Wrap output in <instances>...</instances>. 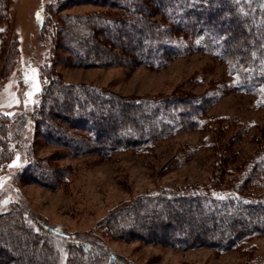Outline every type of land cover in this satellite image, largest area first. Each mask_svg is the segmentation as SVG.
Returning a JSON list of instances; mask_svg holds the SVG:
<instances>
[{
  "label": "trees",
  "instance_id": "trees-1",
  "mask_svg": "<svg viewBox=\"0 0 264 264\" xmlns=\"http://www.w3.org/2000/svg\"><path fill=\"white\" fill-rule=\"evenodd\" d=\"M12 1L0 0V55H6L2 77L9 75L19 53V40L10 31ZM86 4L105 10L61 15L71 6ZM39 38L48 43L49 57L41 67L42 89L27 119L48 143L75 156L149 153L181 132L203 129L208 108L219 97L209 90L202 96L127 99L100 87L66 83L55 71L59 48L80 68L158 70L177 58L205 53L227 67V80L214 91L251 95L264 109V0H51ZM13 122L0 114V172L21 149ZM262 154L227 187L224 165L203 186L164 189L120 205L97 228L109 237L139 238L178 250L244 252L251 240L264 236ZM55 174L46 161L25 159L14 182L63 185L67 175L57 181ZM57 233L56 225L12 203L0 214V264H61L53 241ZM67 251L63 264H119L105 249L82 242L71 241Z\"/></svg>",
  "mask_w": 264,
  "mask_h": 264
},
{
  "label": "rangeland",
  "instance_id": "rangeland-1",
  "mask_svg": "<svg viewBox=\"0 0 264 264\" xmlns=\"http://www.w3.org/2000/svg\"><path fill=\"white\" fill-rule=\"evenodd\" d=\"M50 1L13 0L11 5L10 31L19 40V53L7 77H2L6 55H0V114L14 120L12 132L21 149L10 166L0 172V214L7 212L12 203H20L56 225L58 233L53 241L61 264L65 263L71 241L103 248L119 264H264V236L251 240L244 252L219 254L208 248L178 250L139 238L109 237L97 228L120 205L164 189L203 186L224 165L228 173L222 176L223 185L232 184L243 168L251 167L250 161L264 152V109L251 95H220V90L214 91L227 80V67L205 53L177 58L158 70L125 65L80 68L72 64L66 50L59 48L55 71L66 83L100 87L127 99L202 96L209 90L219 99L208 108V123L203 129L181 132L157 143L149 153L80 157L48 143L27 117L42 89L40 70L49 57V45L39 38V29ZM104 10L90 4L74 5L61 15ZM236 135L239 140L231 143ZM25 159L46 161L48 168L56 172L57 181L67 175L65 183L47 186L26 179L15 185L14 177Z\"/></svg>",
  "mask_w": 264,
  "mask_h": 264
},
{
  "label": "bare ground",
  "instance_id": "bare-ground-1",
  "mask_svg": "<svg viewBox=\"0 0 264 264\" xmlns=\"http://www.w3.org/2000/svg\"><path fill=\"white\" fill-rule=\"evenodd\" d=\"M178 211V210H177ZM181 216V215H180Z\"/></svg>",
  "mask_w": 264,
  "mask_h": 264
}]
</instances>
